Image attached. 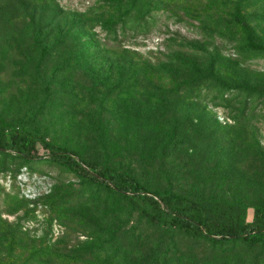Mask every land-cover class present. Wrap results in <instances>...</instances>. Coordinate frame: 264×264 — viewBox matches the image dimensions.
Listing matches in <instances>:
<instances>
[{
  "label": "rangeland",
  "instance_id": "obj_1",
  "mask_svg": "<svg viewBox=\"0 0 264 264\" xmlns=\"http://www.w3.org/2000/svg\"><path fill=\"white\" fill-rule=\"evenodd\" d=\"M23 1L49 56L28 58L31 37L0 43V129L37 130L149 190L241 202L252 220L264 205V54L231 15L264 43V0H143L134 26L109 0ZM24 5L10 6L21 16ZM235 85L256 94L226 99ZM175 122L204 134L168 146ZM0 219L41 264H264V247L189 238L56 163L1 154Z\"/></svg>",
  "mask_w": 264,
  "mask_h": 264
},
{
  "label": "trees",
  "instance_id": "obj_2",
  "mask_svg": "<svg viewBox=\"0 0 264 264\" xmlns=\"http://www.w3.org/2000/svg\"><path fill=\"white\" fill-rule=\"evenodd\" d=\"M25 4L23 0H0V19L4 21L0 34V43L27 42L31 37L27 56L30 59H47L44 37L35 28V15L27 11L30 5H24L21 12L12 9L11 3ZM34 4L35 0H26ZM40 0H36L38 2ZM119 4L117 5V2ZM111 8L121 12V22L126 26H134L142 16H139L143 0H109ZM117 6V7H116ZM105 11H102L104 13ZM111 11L104 13L107 17ZM140 18H139V17ZM231 22L238 26L245 36L247 49L255 53L264 54V43L257 42L249 22L241 16L239 10L231 15ZM15 35L18 36L16 41ZM125 52L123 51V54ZM129 58V57H128ZM227 89H218L219 92ZM241 89V91H238ZM233 93L227 94L226 99H234L235 94H246L248 98L255 96L256 91L233 86L229 89ZM129 94L126 90V95ZM44 103V102H43ZM168 146L173 140L180 139L177 144H187L203 136V130L194 129L192 133L181 131V124L176 122L170 126ZM168 131V132H169ZM212 133L204 135L206 139ZM42 146L47 151L39 155L38 147ZM0 154L13 157L25 163L52 162L66 170L84 177L105 190L115 193L126 199L146 222L164 226L168 230L178 231L192 239H205L215 245H259L264 247V205L253 207L251 221H246L247 206L238 201H228L219 198H189L175 194L170 190H149L137 178L126 171H122L96 161L82 159L78 152L60 145H53L45 141L41 134L34 129L25 128L23 125L9 126L0 129ZM18 204V201H11ZM22 205L11 207V212L17 211ZM8 228V223L0 219V264H41L40 252L34 247H29V241L24 233ZM28 241L29 244L26 243ZM31 253L28 256V252Z\"/></svg>",
  "mask_w": 264,
  "mask_h": 264
}]
</instances>
